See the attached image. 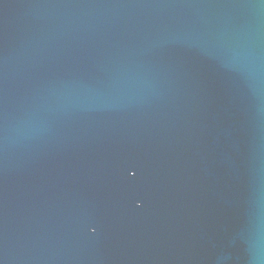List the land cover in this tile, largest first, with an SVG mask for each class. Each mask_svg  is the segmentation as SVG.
Here are the masks:
<instances>
[{
  "label": "water",
  "instance_id": "95a60500",
  "mask_svg": "<svg viewBox=\"0 0 264 264\" xmlns=\"http://www.w3.org/2000/svg\"><path fill=\"white\" fill-rule=\"evenodd\" d=\"M0 264H264V0H0Z\"/></svg>",
  "mask_w": 264,
  "mask_h": 264
}]
</instances>
